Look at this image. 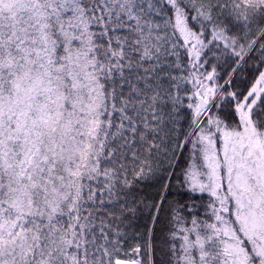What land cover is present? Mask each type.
<instances>
[{
  "label": "snow or ice",
  "instance_id": "snow-or-ice-1",
  "mask_svg": "<svg viewBox=\"0 0 264 264\" xmlns=\"http://www.w3.org/2000/svg\"><path fill=\"white\" fill-rule=\"evenodd\" d=\"M0 264H264V0H0Z\"/></svg>",
  "mask_w": 264,
  "mask_h": 264
}]
</instances>
